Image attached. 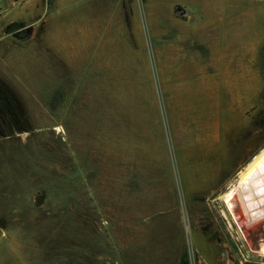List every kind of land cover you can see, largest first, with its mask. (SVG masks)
I'll use <instances>...</instances> for the list:
<instances>
[{
  "label": "rangeland",
  "instance_id": "374dc122",
  "mask_svg": "<svg viewBox=\"0 0 264 264\" xmlns=\"http://www.w3.org/2000/svg\"><path fill=\"white\" fill-rule=\"evenodd\" d=\"M0 79V264H264V0H0Z\"/></svg>",
  "mask_w": 264,
  "mask_h": 264
},
{
  "label": "bare ground",
  "instance_id": "6f19581e",
  "mask_svg": "<svg viewBox=\"0 0 264 264\" xmlns=\"http://www.w3.org/2000/svg\"><path fill=\"white\" fill-rule=\"evenodd\" d=\"M264 167V147L255 153L246 164L237 171L235 180L229 182L227 188L221 194V200L223 201L226 210L232 217L237 218L234 213V199L236 195L243 189L248 188L250 184L255 180L256 174ZM142 206V205H141ZM236 220V219H235ZM238 230L241 232L240 223L235 221ZM257 253L264 255V243L259 244Z\"/></svg>",
  "mask_w": 264,
  "mask_h": 264
},
{
  "label": "flooded vegetation",
  "instance_id": "af4514ba",
  "mask_svg": "<svg viewBox=\"0 0 264 264\" xmlns=\"http://www.w3.org/2000/svg\"><path fill=\"white\" fill-rule=\"evenodd\" d=\"M6 28L8 30L9 29V25ZM12 32H13L12 34L15 35V29L14 28H13ZM4 85H5L4 82L1 81V79H0V103H8L9 107L11 108V104L10 103H11V95H12V93L10 91L9 86H7L8 87V91L6 92L5 89H4ZM1 111H2V109L0 107V117L2 116V112ZM0 120H2V122L4 123L3 118H0Z\"/></svg>",
  "mask_w": 264,
  "mask_h": 264
},
{
  "label": "trees",
  "instance_id": "16d2710c",
  "mask_svg": "<svg viewBox=\"0 0 264 264\" xmlns=\"http://www.w3.org/2000/svg\"><path fill=\"white\" fill-rule=\"evenodd\" d=\"M0 107L2 109V116L4 123H8L12 121V109L9 107L8 103H0Z\"/></svg>",
  "mask_w": 264,
  "mask_h": 264
},
{
  "label": "water",
  "instance_id": "95a60500",
  "mask_svg": "<svg viewBox=\"0 0 264 264\" xmlns=\"http://www.w3.org/2000/svg\"><path fill=\"white\" fill-rule=\"evenodd\" d=\"M173 12H174L176 15H178L179 17H183L184 14H185V8L182 7L180 4H175L174 7H173ZM26 32H27L26 34L29 35L30 30L27 29Z\"/></svg>",
  "mask_w": 264,
  "mask_h": 264
}]
</instances>
